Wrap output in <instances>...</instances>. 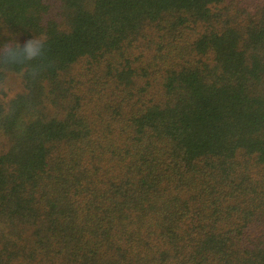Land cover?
Masks as SVG:
<instances>
[{
	"label": "trees",
	"instance_id": "16d2710c",
	"mask_svg": "<svg viewBox=\"0 0 264 264\" xmlns=\"http://www.w3.org/2000/svg\"><path fill=\"white\" fill-rule=\"evenodd\" d=\"M28 37L0 264H264V0H0Z\"/></svg>",
	"mask_w": 264,
	"mask_h": 264
},
{
	"label": "clouds",
	"instance_id": "9594fccd",
	"mask_svg": "<svg viewBox=\"0 0 264 264\" xmlns=\"http://www.w3.org/2000/svg\"><path fill=\"white\" fill-rule=\"evenodd\" d=\"M43 54V44L28 37L21 40L16 48H5L0 59L6 64H25L41 58Z\"/></svg>",
	"mask_w": 264,
	"mask_h": 264
},
{
	"label": "rangeland",
	"instance_id": "374dc122",
	"mask_svg": "<svg viewBox=\"0 0 264 264\" xmlns=\"http://www.w3.org/2000/svg\"><path fill=\"white\" fill-rule=\"evenodd\" d=\"M18 80H19V77L16 76V75H12L10 78H8V81H7V86H8V88L5 87L6 92H7V95H8L7 98H9V96H11V95H14V94H12V93H15V92L19 89V88H18V87H19ZM7 89H8L10 92H8ZM0 95H4V94L0 93Z\"/></svg>",
	"mask_w": 264,
	"mask_h": 264
}]
</instances>
